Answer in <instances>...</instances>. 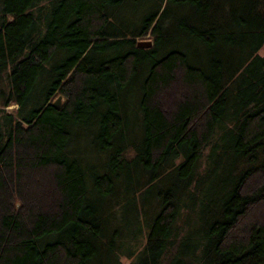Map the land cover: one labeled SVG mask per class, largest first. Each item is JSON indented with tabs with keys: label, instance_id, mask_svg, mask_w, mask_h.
<instances>
[{
	"label": "trees",
	"instance_id": "trees-1",
	"mask_svg": "<svg viewBox=\"0 0 264 264\" xmlns=\"http://www.w3.org/2000/svg\"><path fill=\"white\" fill-rule=\"evenodd\" d=\"M261 46L264 0H0V264H264Z\"/></svg>",
	"mask_w": 264,
	"mask_h": 264
},
{
	"label": "water",
	"instance_id": "water-1",
	"mask_svg": "<svg viewBox=\"0 0 264 264\" xmlns=\"http://www.w3.org/2000/svg\"><path fill=\"white\" fill-rule=\"evenodd\" d=\"M137 43L139 45H150L152 43V38L140 37V38H137ZM61 98H62L61 93H58L56 95V97L51 102L54 103V104H59L61 102Z\"/></svg>",
	"mask_w": 264,
	"mask_h": 264
},
{
	"label": "rangeland",
	"instance_id": "rangeland-1",
	"mask_svg": "<svg viewBox=\"0 0 264 264\" xmlns=\"http://www.w3.org/2000/svg\"><path fill=\"white\" fill-rule=\"evenodd\" d=\"M140 37H144V38L149 37V38H151V36H150L149 34H146V35H144V36H139L138 38H140ZM259 51H260V52H264V46H261V47L259 48ZM57 94H58V93H56V94L54 95L53 99L56 97ZM160 97H161V96H160ZM61 99H62V98H61ZM6 107H7L8 109H12V108L15 107V104H14V103H11V104L7 105ZM121 259L123 260L124 263H128V262H130V260H131L130 257H128V256H124V255L121 257Z\"/></svg>",
	"mask_w": 264,
	"mask_h": 264
}]
</instances>
